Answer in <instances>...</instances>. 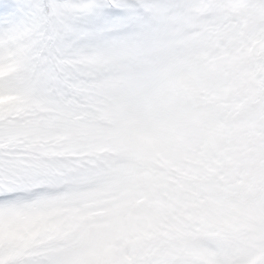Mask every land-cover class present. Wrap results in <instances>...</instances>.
Returning a JSON list of instances; mask_svg holds the SVG:
<instances>
[{
	"label": "rangeland",
	"instance_id": "rangeland-1",
	"mask_svg": "<svg viewBox=\"0 0 264 264\" xmlns=\"http://www.w3.org/2000/svg\"><path fill=\"white\" fill-rule=\"evenodd\" d=\"M229 3L236 22L231 29H217L212 43L185 29L118 55L109 65L111 86L97 102L101 111L66 117L75 125L71 132L40 142L39 155L51 171L34 189L38 196L0 223V253L14 258L28 246L56 242L68 244L78 264H146L148 257L159 264L172 258L181 264H219L229 253L264 240V89L252 99L255 108L238 79L241 71L247 81L254 72L262 71L258 79L264 78V30L258 27L264 7L246 10V0ZM14 72V65L0 66V111L13 115L22 104L10 88ZM199 124L210 130L205 136L211 145L218 137L249 143L241 158L242 180L233 181L238 177L231 174L208 194L211 199L217 194L221 203L213 204L204 188L197 192L185 180L188 175L176 180L186 194L166 182L169 173L153 168L156 155L165 163L168 157L171 169L184 173L185 164L175 163V156L190 152ZM57 172L74 178L58 181ZM187 218L194 220L196 234L187 232ZM141 234L135 249L134 237ZM141 240L151 243L142 248ZM184 240L205 258L211 252L207 246L216 250L196 262L187 251L177 254L175 247Z\"/></svg>",
	"mask_w": 264,
	"mask_h": 264
},
{
	"label": "snow or ice",
	"instance_id": "snow-or-ice-1",
	"mask_svg": "<svg viewBox=\"0 0 264 264\" xmlns=\"http://www.w3.org/2000/svg\"><path fill=\"white\" fill-rule=\"evenodd\" d=\"M246 4V10L264 7V0ZM229 10V0H0V66H15L10 88L22 100L15 115L0 111V223L38 196L34 189L51 171L39 155L40 142L71 132L75 125L66 117L101 111L97 102L111 86L109 65L118 55L185 29L212 43L217 29L236 22ZM258 27L264 30V22ZM70 253L68 244L32 245L14 258L0 253V264H78ZM219 264H264V240Z\"/></svg>",
	"mask_w": 264,
	"mask_h": 264
},
{
	"label": "trees",
	"instance_id": "trees-1",
	"mask_svg": "<svg viewBox=\"0 0 264 264\" xmlns=\"http://www.w3.org/2000/svg\"><path fill=\"white\" fill-rule=\"evenodd\" d=\"M230 1L239 2V0H230ZM241 73L244 75H242V78H238L240 80L239 83L241 86H243V88L246 87V89L244 90V93L247 91L248 95L250 94L249 98L251 99L249 100L251 101L248 102L249 105L254 106L256 108V105L252 104L251 102H253L252 99L259 94V91H262L264 89V78L258 79L259 78L258 75L260 74L261 76L263 72L262 71L261 73L257 72V74L254 72V76H251L252 78L250 81L246 80L245 76L247 75H245L244 71H241ZM252 83H254V87H256L255 84L259 87H256L255 89H253ZM193 101L195 102V100ZM186 120L187 119L183 120L184 124L186 123ZM244 130L246 133H249L247 126L244 127ZM241 132L244 133L242 130ZM208 133H210V130H208L205 127V125L203 126L199 124L197 126L196 134L192 136L193 142L190 143L192 144L190 152H188L185 155L179 156V157L175 156V159H176L175 163H179L182 165L185 164L184 166L186 170L184 171V173H179V172L176 173L174 170H172L168 164V157L165 155L164 156L167 157L166 163H165V160L163 161L160 158H158L160 156L155 155L154 162H153V168H156V170L161 169L164 173H169L166 175L165 180L166 182L171 183V184L177 185L176 180L181 179V177L184 174L188 175L191 178L190 179L187 178L185 180H187V182L192 183V185L195 187V190H197V192L201 191L202 188H204V190H207L206 191L207 197H208V194L211 192V189L222 188V183L225 184L226 178L234 177L231 174H236V177H238L237 179H234L233 181L242 180L240 174H242L245 166H242L241 158L244 153V148L249 144L247 140H245L244 138H241V141L235 143V142L223 141L221 138L218 137L217 142L211 145L213 142L211 141V138H209L210 136H205V134H208ZM207 138H209V140ZM211 149H215V150L211 152ZM197 151H200L203 155H199ZM236 152H238L241 155L239 159L233 157V154ZM227 155H228V158L225 159V156ZM260 156H262V152L260 153ZM188 171H191V172L189 174H186L185 172H188ZM168 175H169V178H168ZM198 183L200 184L198 185ZM176 190L177 191L179 190V192H183L187 194V192H185L186 191L185 189H180L178 187V189ZM194 193L196 192L193 191L192 194ZM214 196H215L214 197L215 199L214 198L211 199L208 197L210 201L214 202L213 204L222 202V199L220 200L218 199L217 194H215ZM164 197H167L165 193H164ZM186 221H188V225H190V226H186L187 232L188 233L193 232L194 234H196V232L192 228L194 225V220H190L187 218ZM149 226H153V225L150 224ZM150 230H153V229H150ZM142 235L143 234L134 237L135 249L139 247L138 242L141 239ZM146 236H147V232H146ZM198 236L201 238V240H206L205 234H200ZM215 236H217L219 239H222L221 240L222 242H228V241L230 242V240L227 237L221 238V236L219 235H215ZM141 243H142V248H145V245L151 242L149 241L147 242V240L143 242L141 240ZM207 247L209 248L207 250V253L211 251L207 255L208 257L210 256L212 257L213 256L212 252L213 250H216V249L214 248L211 249L210 246H207ZM175 249L177 250L176 251L177 254H180V255H188L187 252H189V254L193 256V259L196 262H203L204 260H207L206 259L207 255H206V258L203 257L201 254L196 255V253H194L196 251L195 246H193V243L190 244V242L186 240H184V242H182L180 245H177ZM179 257L180 256H177V258ZM172 259H167V260L171 262ZM107 262L108 261H106V264ZM147 262H151V264L160 263L157 259L153 261V257L151 258L148 257V259L146 260V264ZM169 262L167 264H169Z\"/></svg>",
	"mask_w": 264,
	"mask_h": 264
}]
</instances>
